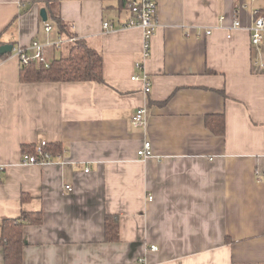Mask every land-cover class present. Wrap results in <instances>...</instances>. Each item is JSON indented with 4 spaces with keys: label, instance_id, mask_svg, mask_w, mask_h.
<instances>
[{
    "label": "crops",
    "instance_id": "obj_1",
    "mask_svg": "<svg viewBox=\"0 0 264 264\" xmlns=\"http://www.w3.org/2000/svg\"><path fill=\"white\" fill-rule=\"evenodd\" d=\"M261 13L264 0H157L144 59L143 30L123 27L114 1L0 0V46L13 45L0 56V223L42 217L23 229L22 264H264V43L249 36ZM55 15L100 53L103 82H20L14 49L68 37ZM142 75L149 94L131 80ZM143 106L148 125L134 128ZM215 115L223 136L206 125ZM42 140L60 147L53 162L21 165Z\"/></svg>",
    "mask_w": 264,
    "mask_h": 264
},
{
    "label": "trees",
    "instance_id": "obj_2",
    "mask_svg": "<svg viewBox=\"0 0 264 264\" xmlns=\"http://www.w3.org/2000/svg\"><path fill=\"white\" fill-rule=\"evenodd\" d=\"M116 3L119 11L127 10L132 0H109ZM53 20L60 35H67V23L60 16H54ZM5 56V55H4ZM3 56V57H4ZM19 80L21 83H71V82H95L101 83L102 57L100 53L91 49L85 42L77 39L70 44L66 56L54 59L48 66L31 62L20 65ZM206 125L217 136H223L225 124L223 115H215L206 119ZM45 152L52 155L60 153L58 145H48ZM34 146H24L22 154H34ZM27 198L23 196V201ZM42 222L40 212H22L19 218L5 219L0 223V247L3 253V264H22L23 229L25 226L39 225ZM106 241L116 240V221L113 217L105 220Z\"/></svg>",
    "mask_w": 264,
    "mask_h": 264
},
{
    "label": "built area",
    "instance_id": "obj_3",
    "mask_svg": "<svg viewBox=\"0 0 264 264\" xmlns=\"http://www.w3.org/2000/svg\"><path fill=\"white\" fill-rule=\"evenodd\" d=\"M130 17L122 25L123 27H139L143 30V57L147 59L149 56V41L153 35L156 23V10H157V0H132L127 8ZM240 26L239 21H233L231 29H237ZM102 29L108 31L112 29V24L109 21H104L102 23ZM51 26L44 22V31L49 33ZM207 35L210 32H206ZM250 44L257 48L264 43V13L257 14L253 20L252 26L249 29ZM230 37V36H227ZM77 39L75 37H59L56 42H46L44 44L34 40L31 41L28 48H17L14 49L15 55L19 61L20 65H27L31 62H36L48 66L49 62L46 60L43 55V50L46 47H49L53 50H59L65 44H72ZM27 50H32L33 54L28 55ZM139 67V65H137ZM143 82L145 94L150 93V83L148 82L145 75H142L141 78L132 77L131 80H139ZM148 116L149 110L146 106L140 107L137 109L136 113L131 119V125L134 128L146 129L148 125ZM49 144L47 141H39L34 145L35 153L34 154H22L20 159L21 165H47L51 164L54 159V155L45 152V148ZM151 145L148 140H145L141 149L137 152V157L140 159H147L151 157ZM1 169V168H0ZM87 172V171H85ZM67 192H71L72 188L68 185L65 186ZM150 251H157V247L151 246ZM140 262H143L141 259Z\"/></svg>",
    "mask_w": 264,
    "mask_h": 264
},
{
    "label": "water",
    "instance_id": "obj_4",
    "mask_svg": "<svg viewBox=\"0 0 264 264\" xmlns=\"http://www.w3.org/2000/svg\"><path fill=\"white\" fill-rule=\"evenodd\" d=\"M43 22H46L47 16L44 9L40 10L39 13ZM13 50V45L11 44H4L0 46V56L9 55Z\"/></svg>",
    "mask_w": 264,
    "mask_h": 264
},
{
    "label": "rangeland",
    "instance_id": "obj_5",
    "mask_svg": "<svg viewBox=\"0 0 264 264\" xmlns=\"http://www.w3.org/2000/svg\"><path fill=\"white\" fill-rule=\"evenodd\" d=\"M64 47H65V46H64ZM62 49H63V48H62ZM62 51H63L64 53H66V50L63 49Z\"/></svg>",
    "mask_w": 264,
    "mask_h": 264
}]
</instances>
